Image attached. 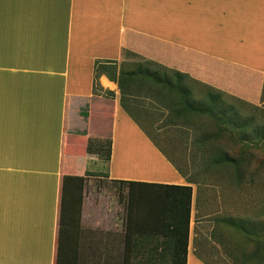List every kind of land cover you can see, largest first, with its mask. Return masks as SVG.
<instances>
[{
    "label": "crops",
    "instance_id": "1",
    "mask_svg": "<svg viewBox=\"0 0 264 264\" xmlns=\"http://www.w3.org/2000/svg\"><path fill=\"white\" fill-rule=\"evenodd\" d=\"M125 52L258 103L264 0H0V264H57L60 249L65 264H170L155 233L186 197H128L155 185L192 187L187 264H210L195 227L221 198L214 212L206 185L122 108L117 83L98 80L110 112L95 94L96 62ZM65 177L85 180L79 212L75 197L64 207ZM100 178L134 184L100 197L88 191Z\"/></svg>",
    "mask_w": 264,
    "mask_h": 264
},
{
    "label": "rangeland",
    "instance_id": "2",
    "mask_svg": "<svg viewBox=\"0 0 264 264\" xmlns=\"http://www.w3.org/2000/svg\"><path fill=\"white\" fill-rule=\"evenodd\" d=\"M146 60L126 53L120 66L126 71L134 70ZM188 83L196 99H202L209 91L201 85ZM98 94L107 98L100 101L104 102L110 112V92L102 90ZM222 99L223 103L233 106L241 116L256 115L264 119V88L258 103L253 104L228 94H224ZM142 102L143 111L136 117L153 142L180 170L206 185V197L215 200L211 207L214 212L218 209L216 199L221 198V213L204 219L203 225L195 227L203 256L210 264H258L256 257L252 259L256 249L255 240L229 226L227 222L234 219L246 223L251 230H264V146L243 145L228 134L215 136L211 141L199 144L197 138L202 133H215L213 122L208 118L202 120L205 128L181 127L171 123V113L166 109L156 107L151 100L145 99ZM110 117L108 114L107 137L110 135ZM225 155L234 158L239 165L236 167L225 162ZM88 191L100 197H127L118 184L101 178L96 179L93 185H88Z\"/></svg>",
    "mask_w": 264,
    "mask_h": 264
},
{
    "label": "trees",
    "instance_id": "3",
    "mask_svg": "<svg viewBox=\"0 0 264 264\" xmlns=\"http://www.w3.org/2000/svg\"><path fill=\"white\" fill-rule=\"evenodd\" d=\"M134 54L131 52H125ZM136 55V54H134ZM107 75L108 78L117 83L120 90V104L122 108L139 124L138 116L143 108L141 107L145 99L154 102L156 107L166 109L171 113L169 119L173 125L181 127L202 128V120L208 118L213 122L215 133L204 132L197 138V143L205 144L215 136L230 135L237 138L243 145L264 146V119L259 116H241L231 105L223 103L222 97L225 93L216 91L194 79L189 75L169 69L154 61L146 60L134 70L126 71L121 68L117 61H97L95 64L94 91H102L98 80L100 76ZM191 84H198L207 89L208 92L202 99H196ZM111 97L114 96L111 93ZM142 100V101H141ZM264 118V114L262 115ZM199 125V126H197ZM202 130V129H200ZM205 130V129H204ZM157 146V145H156ZM159 148V146H158ZM161 150V148H159ZM163 152V150H161ZM164 155L174 163L165 152ZM225 162L239 165L237 161L225 155ZM175 164V163H174ZM176 165V164H175ZM177 166V165H176ZM178 167V166H177ZM179 168V167H178ZM84 178L65 177L63 186V204L67 197L69 202L75 197L76 211H80L82 206ZM118 184L132 186L133 182L118 181ZM155 190L147 195H134L131 191L128 197H186V205H183L182 211L185 215L180 217L179 201L174 202L170 214L163 218L164 229L155 234L163 236L164 241H168L169 249H163L159 252L161 257H169L170 264H187L188 244L190 234L192 187L177 185H155ZM184 202V201H183ZM71 203V202H70ZM71 206V204H69ZM184 213V212H183ZM168 215V214H167ZM250 239L255 240L256 249L253 252L252 259H258V264H264V230H251L246 223L229 220L227 222ZM162 225V226H163ZM129 238V235H128ZM57 264H65L61 259V249Z\"/></svg>",
    "mask_w": 264,
    "mask_h": 264
}]
</instances>
